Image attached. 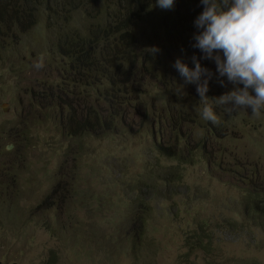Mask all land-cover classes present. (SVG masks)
Returning <instances> with one entry per match:
<instances>
[{
  "label": "rangeland",
  "instance_id": "1",
  "mask_svg": "<svg viewBox=\"0 0 264 264\" xmlns=\"http://www.w3.org/2000/svg\"><path fill=\"white\" fill-rule=\"evenodd\" d=\"M62 1L63 11L56 0H39L28 26L25 12L17 15L18 23L1 26L0 169L5 175L0 177L4 211L0 212V264H264V231L249 225L239 204L246 188L240 180H246L230 173L236 163L255 169L258 180L264 179V113L254 117L251 109L227 113L216 107L220 122L213 125L221 128L219 138L215 134L219 127H206L197 120L203 104L196 86L185 85L182 77L176 95L180 111H168L165 100L174 83L161 69L172 67L175 56L163 59L168 45L163 43L160 25V15L168 9L156 4L141 8L136 3L138 12L146 10L148 20H132L127 27L133 33L132 45L122 46L137 60L146 61L143 69L156 70L139 75V68L138 80L127 91L126 98L133 99L138 110L131 108L133 115L122 112L131 117L129 127L106 124L88 135H70L68 129H77L83 121L85 106L106 110L103 95L109 87L100 84L92 92L83 87L56 41L73 33L86 38L88 45H97L96 52L102 40L112 45L118 33L102 36L98 27L89 30L105 23L104 12L120 14L121 7L118 0H70V6L68 0ZM128 1L130 8L133 2ZM153 48L159 51L153 53ZM113 51L98 58L114 62ZM40 62L43 67H35ZM204 67L215 73L214 62ZM224 80L226 86L215 78L210 82L209 98L232 89ZM160 113L176 122L158 132L150 117ZM143 114L147 117L140 122ZM153 136L163 146H186L181 163L156 155ZM199 142L202 150L210 149L228 165H222L223 170L205 165ZM175 165L180 178L172 179L169 190L156 192V173ZM136 182L137 191L154 188L155 196L140 208L144 228L138 240L141 250L134 257L130 247L137 240L138 224L131 218L135 208L126 192L129 186L133 191ZM259 184L264 191V183ZM198 225L211 251L186 255L183 239L198 231Z\"/></svg>",
  "mask_w": 264,
  "mask_h": 264
},
{
  "label": "trees",
  "instance_id": "2",
  "mask_svg": "<svg viewBox=\"0 0 264 264\" xmlns=\"http://www.w3.org/2000/svg\"><path fill=\"white\" fill-rule=\"evenodd\" d=\"M60 4V10L63 11L64 4L62 0H56ZM133 4H131L130 8L128 7V0H118L116 3L119 8L121 7L120 14L114 13L112 10H109L107 14L104 12L103 16L105 17V23L101 26H95L93 29L89 31H93L95 28H99L102 36L106 33L108 35L118 33V39L112 45H109L108 41L102 40L101 42L103 45H100L98 52H96L97 45L91 46L88 45V40L82 36H77L71 33L70 35H62L60 36L57 41L56 45L58 48L59 53L69 59L70 66L73 67V71L77 76V80L82 81V86L87 87L89 90L94 91L98 85L102 84L108 88V90L104 91V100L107 104V108L101 109L99 105L97 108L87 107L85 106L84 112L81 113V117L83 121L77 123V129H68L70 135H74L76 132L80 133V136L83 134H91L93 133L97 127H105L106 124L108 126H115L119 125L121 127H129L128 121L130 120V116L125 117L123 115V111L129 110L130 113H133L132 109H135L134 103H132L133 99H127V91L132 90L135 81L138 80V76L140 74L146 73V75L150 72L156 71L143 69L142 66H145V60H137L135 58V54H128L127 51L123 48L122 45H132V31L128 30V25H132V20L136 19L144 22L148 20V17L144 18L141 12H138L137 6L140 5H147L148 7H153L152 4H156V0H132ZM71 1L68 0L67 4L70 6ZM137 3V6H136ZM36 4H39V0H18V2H13L12 0H0V41L3 39L1 38L4 33L1 31V26L4 25L5 27H9L11 23H18L17 15L25 12V25H30V14L31 10L35 8ZM74 8V6H71ZM203 11V5H201L200 0H175L174 6L171 9H168L165 13H161L160 17V25H161V35L163 37L165 43L168 45V53L164 56V61L167 57L172 55L175 56V61L177 59H181L183 62L187 63L189 67H194L191 61V57L196 55L199 57L201 53L198 49L192 48V44L194 43L192 37L194 33L197 32V29L194 26V21L196 17ZM101 14V13H100ZM139 19V17H141ZM95 38L94 36H91ZM170 45H172L170 49ZM173 45H179L178 48L174 47ZM110 50H114L112 54H115V60L113 59L110 61L102 62L98 57L102 53L108 55ZM174 61V63H175ZM212 62V61H211ZM210 61L208 60H201L202 66L205 64H209ZM174 65V64H173ZM215 66V63H214ZM140 68L141 72L137 75L138 69ZM216 68V66H215ZM143 69V70H142ZM124 74L123 79L118 80L117 76H121ZM161 74H166L174 83V90L170 92L165 100L166 103L169 105L168 111L174 110V112L180 111L181 108L180 103L176 100V95L178 93L177 83L180 79V74L178 71L172 66L168 65L161 69ZM152 77H155L160 80V77H157L151 74ZM160 85H163L162 81H157ZM118 83H120V87H118ZM87 102V101H86ZM95 104L96 101L94 100ZM78 103V102H77ZM76 103V104H77ZM69 109L72 107L69 103L66 104ZM87 105V104H86ZM185 105H182L184 107ZM119 107V108H116ZM138 109H135L137 111ZM142 118L144 120L140 121L143 122L146 119V115L143 114ZM197 120H202L203 124L206 127H219L215 131V134L222 137V133L220 126L213 125L210 121H205L201 113L196 116ZM148 119V118H147ZM151 126L154 129L157 128L158 132L163 131L165 128L169 126L168 123L173 124L176 122V118H172L170 116H165L164 114L155 115L153 114L150 117ZM149 122V123H150ZM203 125V126H204ZM213 125V127H212ZM204 126V127H205ZM207 129V128H206ZM208 131V130H207ZM213 134V133H209ZM222 134V135H221ZM79 137V136H74ZM213 141L216 140L215 136H211ZM199 150L201 153L199 157L203 160L205 165L217 166L221 170L223 168L222 165H228L226 162L222 160L220 155L215 156L214 153L205 151L200 148V142L198 143ZM151 148L154 153L160 157L172 159L177 161L178 164L181 163L180 160H183V150L186 149V146L179 148V145L173 146H163L158 142L157 138L153 136L151 141ZM219 150L223 149L220 147ZM226 152V151H225ZM227 153V152H226ZM217 161H216V160ZM235 169L230 171L231 175L237 178H243L246 181L240 180V182L246 183V188L244 189V194H242L240 207L242 209L243 215L247 218L249 224L252 227L259 228L260 230L264 231V191L262 190L259 183H264V179L258 180V176H256L257 172L255 169H243L238 165L234 166ZM5 170L0 169V177L5 175ZM166 171V172H164ZM164 171H158L157 175L154 178L157 179L159 184L157 183L156 192H159V188L162 190H169L167 189L169 183L172 179H176V177L180 178L178 173V167L175 165L173 168H169ZM153 177V174H152ZM177 178V179H178ZM139 183L136 182L135 186L133 187V191L128 190L126 195L128 196V201L130 204L134 206V210L131 213V218L136 222L138 225V229L134 232L137 240L131 242L130 252L131 255L135 257L136 253L139 251L140 248V241L139 237L142 236L143 225L144 221L142 220V212L140 208H146L145 200L148 201L152 196H155L153 193L154 188L149 189L148 192L145 191H137L140 190L138 185ZM53 190L50 191V194H53ZM3 190L0 184V212H4L1 210L3 205ZM50 196L47 195L44 199V202ZM40 203L35 206V208H39ZM203 225V224H201ZM140 228V232H139ZM198 231H192L191 235L185 236L183 239V246L186 248L187 254H193L195 252H202V253H209L211 251V243L209 241L206 242L205 235L201 233L203 230L200 225L197 226ZM139 234V236H138ZM216 264V262L214 263Z\"/></svg>",
  "mask_w": 264,
  "mask_h": 264
},
{
  "label": "clouds",
  "instance_id": "3",
  "mask_svg": "<svg viewBox=\"0 0 264 264\" xmlns=\"http://www.w3.org/2000/svg\"><path fill=\"white\" fill-rule=\"evenodd\" d=\"M174 3L175 0H156V6L161 9H171ZM200 3L203 11L194 21L197 32L191 46L201 55L191 57L194 67L181 59L173 67L185 85L196 86L205 121L220 122L216 107L227 113L251 109V114L259 117L264 113V0H200ZM151 51L155 53L159 49ZM201 60L214 62L215 73L202 66ZM35 67L42 68L43 63ZM214 78L221 86H226V78L232 89L209 98V84Z\"/></svg>",
  "mask_w": 264,
  "mask_h": 264
}]
</instances>
